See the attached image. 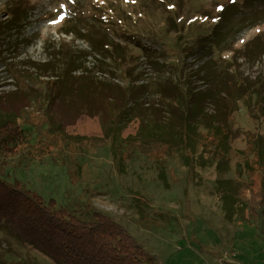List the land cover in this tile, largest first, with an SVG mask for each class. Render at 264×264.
Here are the masks:
<instances>
[{
	"label": "rangeland",
	"instance_id": "1",
	"mask_svg": "<svg viewBox=\"0 0 264 264\" xmlns=\"http://www.w3.org/2000/svg\"><path fill=\"white\" fill-rule=\"evenodd\" d=\"M4 20L17 26L0 31V117L18 115L27 133L14 151L0 150L4 179L75 213L110 216L152 255L143 264H264V213L240 214L224 185L238 182L243 198L264 190V110L255 90L232 106L237 133L216 150L201 117L186 131L191 149L172 151L139 132L159 105L153 84L167 77L189 79L196 90L213 76L264 91V46L254 42L264 44V0H0ZM46 61L44 69L58 75L74 68V85L149 83L137 105L142 116L106 133L99 117L77 116L75 106L47 107L49 78L29 68ZM10 245L8 263L54 264L27 245Z\"/></svg>",
	"mask_w": 264,
	"mask_h": 264
},
{
	"label": "trees",
	"instance_id": "2",
	"mask_svg": "<svg viewBox=\"0 0 264 264\" xmlns=\"http://www.w3.org/2000/svg\"><path fill=\"white\" fill-rule=\"evenodd\" d=\"M13 25L17 26L13 21H1L2 35L10 31ZM89 36L92 38L91 33ZM254 42L264 46L259 38ZM108 46L109 39L103 48L109 51ZM66 57L67 65H72L71 56ZM108 57H117V61L123 63V56ZM51 63L52 61H46L29 65L34 72L39 70L38 76L49 78L43 81L47 87L46 96H43L47 107L55 103L58 108L67 103L75 106L77 116L85 114L99 117L106 133L113 123L119 124L126 119L142 116L143 111L137 105L141 103L140 99L149 83L131 82L123 86L108 80H88L77 81V85H74L69 81L74 68H68L58 75L51 71L52 67L44 69ZM41 69L43 70L40 71ZM211 78L212 84L200 90H196L192 85L193 81L186 78L175 81L167 77L156 81L153 92L156 93L159 105H152L155 116L151 112L152 116L142 118L139 126L144 141L154 140L166 149L171 147L172 151L182 147L191 149V140L186 131L191 120L201 117L204 128L211 134V142L217 140L215 147L213 144L216 150L218 145L237 133L233 128L232 106H236L238 100L246 98L250 89L255 90L258 99L261 98L258 110H264V91L260 92L257 85L248 86L235 78ZM208 103L213 105V113L210 115L206 113ZM16 117L13 114L0 117V150L14 151L17 144L26 140L27 133L17 125ZM256 142L260 149L261 144ZM177 152L182 158L189 156L181 149ZM224 185L240 214L248 211L251 216L257 217L261 212L264 213V190L249 189L247 197L243 198L245 189L240 191L238 182L224 179ZM227 214L229 215L228 211ZM0 232L4 235L0 238V264H11L5 258V254L12 251L11 241L20 247L29 246L49 257L54 264H143V261L152 258L145 247L110 216L97 210L88 214L75 213L65 206L57 205L53 198L45 200L41 194L20 181L4 179L1 174ZM3 242L6 247H1Z\"/></svg>",
	"mask_w": 264,
	"mask_h": 264
}]
</instances>
